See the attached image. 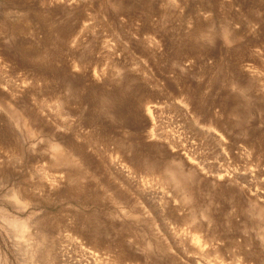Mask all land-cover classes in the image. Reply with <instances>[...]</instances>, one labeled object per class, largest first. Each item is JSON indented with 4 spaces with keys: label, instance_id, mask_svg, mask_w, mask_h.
I'll return each mask as SVG.
<instances>
[{
    "label": "rangeland",
    "instance_id": "rangeland-1",
    "mask_svg": "<svg viewBox=\"0 0 264 264\" xmlns=\"http://www.w3.org/2000/svg\"><path fill=\"white\" fill-rule=\"evenodd\" d=\"M0 264H264V0H0Z\"/></svg>",
    "mask_w": 264,
    "mask_h": 264
},
{
    "label": "bare ground",
    "instance_id": "bare-ground-1",
    "mask_svg": "<svg viewBox=\"0 0 264 264\" xmlns=\"http://www.w3.org/2000/svg\"><path fill=\"white\" fill-rule=\"evenodd\" d=\"M68 3V2H67Z\"/></svg>",
    "mask_w": 264,
    "mask_h": 264
}]
</instances>
